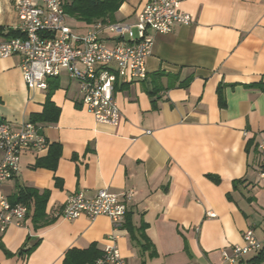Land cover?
Wrapping results in <instances>:
<instances>
[{
    "label": "crops",
    "instance_id": "0c3cea01",
    "mask_svg": "<svg viewBox=\"0 0 264 264\" xmlns=\"http://www.w3.org/2000/svg\"><path fill=\"white\" fill-rule=\"evenodd\" d=\"M147 1L126 0L112 23L134 24ZM178 1L192 23L169 34L147 31L146 79L114 84L117 126L94 120L68 74L49 79L46 90H28L20 56L0 59V121L12 129L31 122L48 95L60 114L35 123L47 150L23 152L17 177L0 184L10 203L22 189L46 192L49 223L35 227L30 213L22 226L8 227L0 264H63L68 250L102 251L112 234L127 264H224L221 250L242 245L248 229L261 250L237 264L264 252V0ZM13 3L0 0V42L18 36ZM66 21L77 37L95 25ZM99 37L108 46L117 39L107 31ZM103 189L134 193L119 230L105 216H55L74 192L93 198Z\"/></svg>",
    "mask_w": 264,
    "mask_h": 264
},
{
    "label": "built area",
    "instance_id": "2783aa9c",
    "mask_svg": "<svg viewBox=\"0 0 264 264\" xmlns=\"http://www.w3.org/2000/svg\"><path fill=\"white\" fill-rule=\"evenodd\" d=\"M13 7L19 24L18 36L0 42V59L20 56L19 67L28 90H46L47 81L57 78L65 69L69 78L79 86L80 102L99 124L117 126L121 115L113 97L117 79L127 82H142L147 77L146 59L149 58L153 39L147 34L153 30L158 34H169L176 25H190L192 18L183 12L178 0H148L137 15L134 24L123 22L96 23L83 37L74 35L67 25L61 0H14ZM107 31L116 35L114 46L99 37ZM149 133V132H146ZM259 147L264 162V143ZM48 142L39 126L32 122L17 129L0 122V184L13 180L19 171L20 157L26 150L43 152ZM264 180V168L259 173ZM82 191L71 194L56 217L74 220L81 215L90 220L105 216L112 228H121L127 212V205L133 197L131 190L114 194L100 190L93 198H87ZM32 204L12 205L0 197V234L10 226L20 227L31 213ZM208 217L214 215L207 213ZM264 230V222L262 223ZM114 234L108 237L102 255L94 264H127L122 259L114 241ZM242 245L221 250L224 264H237L244 257L261 250V242L253 230L242 235Z\"/></svg>",
    "mask_w": 264,
    "mask_h": 264
},
{
    "label": "trees",
    "instance_id": "16d2710c",
    "mask_svg": "<svg viewBox=\"0 0 264 264\" xmlns=\"http://www.w3.org/2000/svg\"><path fill=\"white\" fill-rule=\"evenodd\" d=\"M61 2L67 19H72L85 25H94L98 22H114L116 12L126 0H61ZM218 102L220 105L224 104L220 91H218ZM58 115H60L59 109L52 104L50 95H48L43 113L38 117H34L31 122L35 124L43 121H56ZM207 178L215 184L220 182L219 177L215 175H207ZM46 201V192L39 193L32 189H22L10 204H23L26 206L32 204V221L34 226L38 227L49 223L45 215ZM36 244L30 245L29 248L24 246L20 250V254L29 255ZM5 254L9 255L7 252ZM101 255L102 251H99L95 245L84 250L71 249L66 252L63 264H94ZM262 261H264V252L251 259L248 264H260Z\"/></svg>",
    "mask_w": 264,
    "mask_h": 264
},
{
    "label": "rangeland",
    "instance_id": "374dc122",
    "mask_svg": "<svg viewBox=\"0 0 264 264\" xmlns=\"http://www.w3.org/2000/svg\"><path fill=\"white\" fill-rule=\"evenodd\" d=\"M60 74H61L60 77H62V78H65L67 76V73H66V70L65 69H61L60 70Z\"/></svg>",
    "mask_w": 264,
    "mask_h": 264
}]
</instances>
